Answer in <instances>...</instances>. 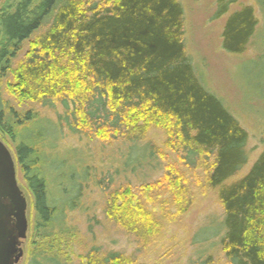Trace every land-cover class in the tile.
<instances>
[{
    "label": "trees",
    "instance_id": "1",
    "mask_svg": "<svg viewBox=\"0 0 264 264\" xmlns=\"http://www.w3.org/2000/svg\"><path fill=\"white\" fill-rule=\"evenodd\" d=\"M239 1L217 0L214 18ZM257 4L264 14V0ZM258 24L252 6L233 12L222 49L245 54ZM184 37L179 0H9L3 8L0 135L15 144L32 197L39 239L32 246L34 264L67 260L51 242L63 235L69 214L87 211L91 181L102 194V215L135 237L143 251L162 236L166 223L191 210L194 189L203 183V189L217 191L224 211L219 244L228 263L264 264V152L236 179L249 164V135L198 78ZM4 90L16 106L4 101ZM56 105L63 113L55 125L41 110L55 111ZM63 128L110 147L139 144L151 130H161L166 152L178 161H169L158 147L145 148L146 157L163 163L162 178L116 188L111 176L95 173L102 169L92 168L83 155L75 161V151L57 152L48 142L51 136L58 141ZM128 162L133 163L129 159L123 167ZM79 261L136 264L134 256L97 247Z\"/></svg>",
    "mask_w": 264,
    "mask_h": 264
},
{
    "label": "rangeland",
    "instance_id": "2",
    "mask_svg": "<svg viewBox=\"0 0 264 264\" xmlns=\"http://www.w3.org/2000/svg\"><path fill=\"white\" fill-rule=\"evenodd\" d=\"M185 13V46L188 57L202 84L230 110L240 125L247 131L249 142V164L238 178L245 176L259 156L264 152V14L257 0H240L230 6L229 13L214 18L217 0H179ZM9 0L0 3V15ZM244 6L254 8L259 24L255 37L243 55L228 54L222 49V35L226 21L233 12ZM4 101L15 102L2 91ZM42 118L58 122L63 108L56 105L55 111L41 110ZM59 140L49 137L52 146L58 151H75V161L83 155L92 168L99 167L97 174H109L116 188L130 184L134 187L143 183L160 180L163 176V163L146 155L145 148L158 147L165 150L166 136L163 131L153 129L139 144L115 143L104 145L99 139H86L74 136L63 128ZM57 137V138H58ZM82 138V139H81ZM0 140L8 147L17 167V180L27 199L28 230L23 239L22 259L18 264H34L31 257L32 246L39 239L34 230L35 213L33 201L16 161V147L13 141L0 135ZM60 149V150H59ZM139 149V150H138ZM137 151V152H136ZM169 161L176 163L177 157L166 152ZM131 159L133 163L123 165ZM76 163V162H75ZM102 174V176H104ZM203 180V171L197 172ZM235 180V179H234ZM93 181L86 190L87 211L69 214L62 236L51 242L54 252H63L67 257L64 264H80V257L86 250L97 247L101 252H119L134 256L136 264H203L211 260L215 264H229L220 246L224 211L217 191L203 189V183L194 189L195 204L178 222L166 223L162 236L146 251L140 249L136 238L128 235L117 225L108 222L102 215L99 190ZM85 207V208H86ZM90 208V209H89ZM219 233L217 236L214 234ZM211 258V259H210ZM40 262V260H37Z\"/></svg>",
    "mask_w": 264,
    "mask_h": 264
},
{
    "label": "water",
    "instance_id": "3",
    "mask_svg": "<svg viewBox=\"0 0 264 264\" xmlns=\"http://www.w3.org/2000/svg\"><path fill=\"white\" fill-rule=\"evenodd\" d=\"M27 209V199L17 180L16 162L0 140V264H18L23 257Z\"/></svg>",
    "mask_w": 264,
    "mask_h": 264
}]
</instances>
